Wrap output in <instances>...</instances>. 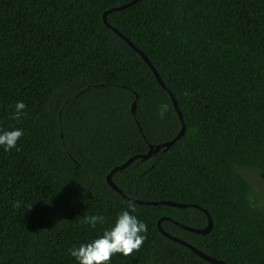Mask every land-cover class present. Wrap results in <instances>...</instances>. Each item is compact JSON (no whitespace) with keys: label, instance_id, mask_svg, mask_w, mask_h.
Listing matches in <instances>:
<instances>
[{"label":"trees","instance_id":"1","mask_svg":"<svg viewBox=\"0 0 264 264\" xmlns=\"http://www.w3.org/2000/svg\"><path fill=\"white\" fill-rule=\"evenodd\" d=\"M132 0H0V264H78L122 210L147 225L143 247L110 264H211L163 229L226 264H264V0H141L110 13L174 94L184 135L154 157L108 174L182 124L167 91L104 13ZM26 115L11 118L17 102ZM136 104L135 113L132 112ZM161 104L169 106L164 118ZM19 202V207L14 206ZM103 215L93 229L85 216Z\"/></svg>","mask_w":264,"mask_h":264},{"label":"clouds","instance_id":"2","mask_svg":"<svg viewBox=\"0 0 264 264\" xmlns=\"http://www.w3.org/2000/svg\"><path fill=\"white\" fill-rule=\"evenodd\" d=\"M26 107L24 102H17L11 118L19 121L26 115V111H24ZM168 109L167 104L160 105L159 115L161 118H164ZM22 136L21 129L2 131L0 132V146L5 152L12 149L19 151L17 145ZM14 206L19 207V202H16ZM135 211L133 206H130V211L122 210L112 227L104 230L102 235L89 243H82L78 247L73 246L68 250L69 254L75 258L78 264H110L115 254L127 257L139 251L147 239L148 229L145 222L131 214ZM84 223L95 229L98 224L105 223V217L103 215L85 216Z\"/></svg>","mask_w":264,"mask_h":264},{"label":"water","instance_id":"3","mask_svg":"<svg viewBox=\"0 0 264 264\" xmlns=\"http://www.w3.org/2000/svg\"><path fill=\"white\" fill-rule=\"evenodd\" d=\"M139 1L141 0H132L130 2H128L127 4L118 6V7H114L111 8L110 10L106 11L104 13L103 19H104V23L105 25L110 28L111 30H113L117 35H119L127 44H129L135 51H137L142 58L146 61V63L150 66V68L152 69L157 81L159 82L160 86H162V88H164L167 93L169 94V96L172 99L174 108L180 118L181 124H182V128L181 131L179 132V134L171 141L168 142H164L161 144H157V145H150L149 151L146 154H139L136 156L131 157L129 160H127L124 164L115 167L107 176V181L108 184L118 193H120L124 198H126L127 200L139 204V205H154V206H158V205H165V206H171V207H176V208H189V207H195L198 208L202 211H204L208 217V224L206 227L198 229V228H193V227H189L186 226L180 222L174 221L170 218H168V220L174 222L176 225L180 226L181 228L192 232V233H196V234H200V235H207L209 234L213 227H214V223L213 220L210 216V214L203 208H201L198 205H192V204H184V203H177V202H173V201H145V200H138V199H134L131 198L129 196H127L123 190L121 188H119L113 181V175L118 172V171H122L123 169L127 168L128 166H130L135 160L137 159H143V160H147L150 159L152 157H154L155 155H157L162 149L164 148H168L171 147L173 144H175L185 133V123H184V119H183V115L182 112L179 109L178 103L174 97V94L169 90V88L166 86L165 82L162 80L160 74L158 73V71L156 70V68L152 65L151 61L149 60V58L146 56V54L140 50L128 37H126L120 30H118L117 28H115L114 26H112L109 21H108V15L110 13L116 12V11H123L126 10L132 6H134L135 4H137ZM136 111V104L134 103L132 106V112L135 113ZM165 218L161 219L158 222V227L160 232L167 238H169L170 240L179 243L183 246L188 247L190 250H192L195 254H197L200 258H202L203 260H206L207 262L211 263V264H226L223 260H219L216 259L210 255H207L206 253L202 252L201 250H199L198 248H196L195 246L191 245L190 243L175 237L173 235H171L170 233L166 232L163 227H162V221Z\"/></svg>","mask_w":264,"mask_h":264},{"label":"rangeland","instance_id":"4","mask_svg":"<svg viewBox=\"0 0 264 264\" xmlns=\"http://www.w3.org/2000/svg\"><path fill=\"white\" fill-rule=\"evenodd\" d=\"M245 175L253 183L256 191H264V175H257L252 172H246Z\"/></svg>","mask_w":264,"mask_h":264}]
</instances>
